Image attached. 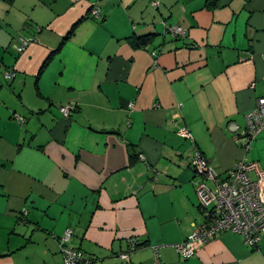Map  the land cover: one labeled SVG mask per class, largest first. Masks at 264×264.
Here are the masks:
<instances>
[{
    "label": "crops",
    "instance_id": "obj_1",
    "mask_svg": "<svg viewBox=\"0 0 264 264\" xmlns=\"http://www.w3.org/2000/svg\"><path fill=\"white\" fill-rule=\"evenodd\" d=\"M261 96L264 0H0V264H60L66 229L98 264H264V234L176 250L203 221L192 151L264 169V130L246 151L228 128Z\"/></svg>",
    "mask_w": 264,
    "mask_h": 264
},
{
    "label": "built area",
    "instance_id": "obj_2",
    "mask_svg": "<svg viewBox=\"0 0 264 264\" xmlns=\"http://www.w3.org/2000/svg\"><path fill=\"white\" fill-rule=\"evenodd\" d=\"M92 13L98 15L99 11L94 9ZM166 32L174 36L185 34L181 26L173 25L166 26ZM29 44V39H21L18 51H24ZM13 76V73L6 74L8 79ZM71 109L72 106L67 105L62 107V112L68 115ZM245 119L244 127L229 122L228 128L234 133L236 140L243 141L244 149L248 151L256 136L264 129V97L257 100V106L246 114ZM17 120L20 127L25 122L23 117L17 116ZM180 135L192 137L187 129H181ZM190 164L198 176L195 191L203 221L196 225L184 242L176 245L179 257L183 260L190 259L196 255L200 243H206L227 231L239 234L245 244L256 247L264 234V169L255 161L241 158L225 177H221L198 150L192 151ZM252 173L254 177L251 176ZM207 181L213 183V186L207 184ZM71 236V229H66L59 238L60 264H98V259L94 255L68 245ZM137 242L135 238L129 239L128 247L116 256L124 261H130L132 254L139 247ZM154 250L158 261L157 248Z\"/></svg>",
    "mask_w": 264,
    "mask_h": 264
},
{
    "label": "trees",
    "instance_id": "obj_3",
    "mask_svg": "<svg viewBox=\"0 0 264 264\" xmlns=\"http://www.w3.org/2000/svg\"><path fill=\"white\" fill-rule=\"evenodd\" d=\"M6 1H11V0H6ZM90 14H92V17H93V18H100V17H101V14H99V13H98V15H94L93 13H90ZM75 26H76V25H75ZM75 26H73V28H72V29L69 31V33L66 35V37L64 38L62 44H63L66 40H68V38L73 34V31H74ZM143 40H144V39H143ZM143 44H146V40L143 41ZM59 48L61 49V46H60ZM59 48H58V49H59ZM50 57H51V55H50ZM50 57H49V58H50ZM49 58H48V59L45 61V63L43 64L42 69L47 65L48 61L50 60ZM7 73H13L14 76H15V71H13V70H6L5 73H4V76H5L6 79H8V78L6 77V74H7ZM14 76H13L11 79H13ZM11 79H8V80H11ZM137 241H138V240H137ZM137 243H138V246H139V247H141V246L143 245L140 241H138Z\"/></svg>",
    "mask_w": 264,
    "mask_h": 264
},
{
    "label": "bare ground",
    "instance_id": "obj_4",
    "mask_svg": "<svg viewBox=\"0 0 264 264\" xmlns=\"http://www.w3.org/2000/svg\"><path fill=\"white\" fill-rule=\"evenodd\" d=\"M261 97H264V96H261ZM259 98H260V97H259ZM259 98H258V99H259ZM258 99H257V100H258ZM263 130H264V129H263ZM263 130H262V131H263ZM262 131H261V132H262ZM261 132H260V133H261ZM260 133H259V134H260ZM259 134H258V135H259ZM257 137H258V136H256V138H257ZM256 138H255V139H256ZM255 139H254V140H255ZM235 140H236V139H235ZM236 141H241V140H236ZM242 142H243V141H242ZM253 142H254V141H253ZM253 142H252V143H253ZM251 145H252V144H251ZM243 147H244V143H243ZM250 148H251V146H250ZM250 148H249V149H250Z\"/></svg>",
    "mask_w": 264,
    "mask_h": 264
}]
</instances>
